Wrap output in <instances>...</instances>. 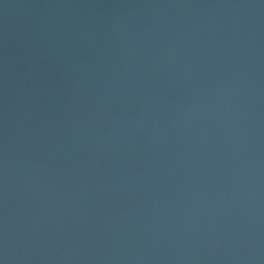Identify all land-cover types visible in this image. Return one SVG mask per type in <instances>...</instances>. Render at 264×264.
<instances>
[{"label":"water","instance_id":"95a60500","mask_svg":"<svg viewBox=\"0 0 264 264\" xmlns=\"http://www.w3.org/2000/svg\"><path fill=\"white\" fill-rule=\"evenodd\" d=\"M0 264H264V0H0Z\"/></svg>","mask_w":264,"mask_h":264}]
</instances>
